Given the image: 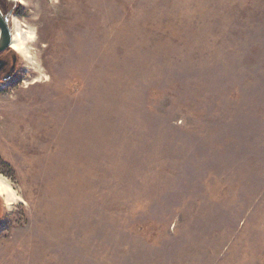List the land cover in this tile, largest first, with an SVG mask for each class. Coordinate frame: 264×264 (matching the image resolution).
<instances>
[{
  "label": "rangeland",
  "instance_id": "374dc122",
  "mask_svg": "<svg viewBox=\"0 0 264 264\" xmlns=\"http://www.w3.org/2000/svg\"><path fill=\"white\" fill-rule=\"evenodd\" d=\"M19 5L0 264H264V0Z\"/></svg>",
  "mask_w": 264,
  "mask_h": 264
},
{
  "label": "flooded vegetation",
  "instance_id": "af4514ba",
  "mask_svg": "<svg viewBox=\"0 0 264 264\" xmlns=\"http://www.w3.org/2000/svg\"><path fill=\"white\" fill-rule=\"evenodd\" d=\"M20 2L21 0H0V33L4 25L11 32L8 42L0 39V88L15 80L21 65L19 56L10 47L14 30L13 19L20 14Z\"/></svg>",
  "mask_w": 264,
  "mask_h": 264
},
{
  "label": "clouds",
  "instance_id": "9594fccd",
  "mask_svg": "<svg viewBox=\"0 0 264 264\" xmlns=\"http://www.w3.org/2000/svg\"><path fill=\"white\" fill-rule=\"evenodd\" d=\"M16 40V43L12 45V48L14 51H20L24 48L25 44L29 40L35 39L34 35H26L23 39L21 38V34L19 32L16 33V36L14 38ZM5 193H9L12 196V199L18 200L19 197L15 195L12 188L8 186L7 180L0 176V196H3Z\"/></svg>",
  "mask_w": 264,
  "mask_h": 264
},
{
  "label": "bare ground",
  "instance_id": "6f19581e",
  "mask_svg": "<svg viewBox=\"0 0 264 264\" xmlns=\"http://www.w3.org/2000/svg\"><path fill=\"white\" fill-rule=\"evenodd\" d=\"M19 32L21 34V38L23 39V36H22V31L21 29H19V27L17 25H15L14 27V30H13V33H12V39H11V43H10V47L12 48V45L16 43V40L14 39L15 36H16V33ZM13 49V48H12ZM19 52L23 53L25 52V46L23 49H21ZM1 176V175H0ZM8 183V182H7ZM9 187H11L9 184H8ZM13 190V189H12ZM14 192V191H13ZM15 193V192H14ZM16 195V194H15ZM3 197L5 198V201H6V204L8 206H10L16 199H12V196L11 194L9 193H5L3 195Z\"/></svg>",
  "mask_w": 264,
  "mask_h": 264
},
{
  "label": "water",
  "instance_id": "95a60500",
  "mask_svg": "<svg viewBox=\"0 0 264 264\" xmlns=\"http://www.w3.org/2000/svg\"><path fill=\"white\" fill-rule=\"evenodd\" d=\"M0 19H1V17H0ZM0 23H2V22H0ZM10 37H11V32H10V30L6 27V25H4L3 27H2V30H1V33H0V39L2 38L3 40H5V41H9V39H10Z\"/></svg>",
  "mask_w": 264,
  "mask_h": 264
}]
</instances>
